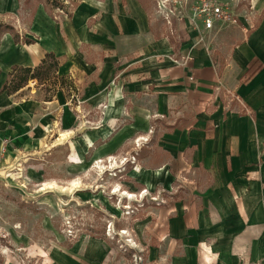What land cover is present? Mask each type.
Returning <instances> with one entry per match:
<instances>
[{"label": "crops", "instance_id": "obj_1", "mask_svg": "<svg viewBox=\"0 0 264 264\" xmlns=\"http://www.w3.org/2000/svg\"><path fill=\"white\" fill-rule=\"evenodd\" d=\"M256 1L249 20L243 17L201 46H195L197 34L186 30L176 48L156 38L140 0H81L65 27L52 26L40 5L27 62L8 61L10 72L15 65L36 67L54 53L58 75L76 83L96 78L86 101L111 118L126 108V93L135 122L112 135L115 120L107 121L93 137L94 144L104 142L95 158H115L124 142L137 143L152 132L151 121H166L161 147L167 158L155 172L145 170L149 189L156 179L163 182L147 191L150 197L168 193L174 199L173 184L187 178L183 171L203 169L211 180L203 192L191 185L184 188L191 197L159 209L160 240L198 245L175 254L173 264H264V0ZM24 2L0 0V13L16 15ZM21 93L0 95V139L11 146L38 131L42 115L39 102L25 101ZM197 211L203 234L195 235Z\"/></svg>", "mask_w": 264, "mask_h": 264}, {"label": "rangeland", "instance_id": "obj_2", "mask_svg": "<svg viewBox=\"0 0 264 264\" xmlns=\"http://www.w3.org/2000/svg\"><path fill=\"white\" fill-rule=\"evenodd\" d=\"M60 1L72 9L81 0ZM143 1L156 38L166 39L176 48L179 35L194 28V13L206 0ZM217 1L228 4L241 18L253 17L258 8L256 0ZM22 5L16 15L0 13V21L13 26L20 39L16 47L10 34L2 41L0 86L9 72L8 61L27 62V52L35 43L33 23L40 5ZM50 21L54 27H65L66 16L57 15ZM25 39L33 43L25 45ZM10 52L16 56L9 55ZM74 82L76 92L67 82L65 85L54 79L49 83L53 89L50 92L48 85L34 81L21 91L19 97L25 101L39 102L42 115L35 122L38 131H33L23 145L12 144L10 153L0 164V264H173L175 254L189 248L196 251V243L160 240L157 223L159 209L168 206L164 202L176 203L192 196L184 188L193 185L200 193L206 189L211 183L206 172L183 171L187 178H179L181 183L173 184L172 194L177 190L174 199L168 193L160 200L151 198L147 191L162 188L163 182L156 179L155 187L149 189L144 181L148 174L145 170L155 172L167 158L161 147L166 121H151L152 132L147 131L145 138L140 136L137 143L133 142L135 138L124 142L115 158H95L97 149L104 144L102 140L94 144L96 132L112 119L115 120L109 132L112 135L134 124L135 115L130 114L133 104L124 92L122 102L126 108H119V114L111 118L104 108H94L86 101V92L97 82L96 78ZM49 99L52 104L46 102ZM146 143L143 148L142 144ZM74 182L80 185L70 190ZM48 183L66 187L67 191H42ZM117 189L129 191L134 197L125 198ZM198 215L197 211L196 226L191 228L195 235L203 234L197 226Z\"/></svg>", "mask_w": 264, "mask_h": 264}, {"label": "trees", "instance_id": "obj_3", "mask_svg": "<svg viewBox=\"0 0 264 264\" xmlns=\"http://www.w3.org/2000/svg\"><path fill=\"white\" fill-rule=\"evenodd\" d=\"M144 7L145 3L143 0H140ZM26 6H31L32 3H37L43 5L46 13L55 20L57 15H65L69 18L72 17L73 10L77 6L78 2L74 4L72 9H69L64 3L60 0H25ZM147 9V8H146ZM57 12L59 14H57ZM56 14V15H55ZM6 34L13 36L15 44H20L19 36L14 33L13 26L6 24L0 21V47L3 37ZM33 42L31 40L25 39V45H31ZM60 67L59 59L55 56L54 53H47L45 57L41 60L40 64L36 67H24L15 65L11 68L10 72L7 75V79L0 89L1 94H7L8 96H13L22 90H24L30 82H39L43 86H47V91L53 90L49 83L51 79H54L58 82H62L66 85L68 83L70 89L73 92L77 91L76 84L71 77L58 76V70ZM1 75V72H0ZM57 88L56 84L54 85ZM51 99L46 100L50 102Z\"/></svg>", "mask_w": 264, "mask_h": 264}, {"label": "built area", "instance_id": "obj_4", "mask_svg": "<svg viewBox=\"0 0 264 264\" xmlns=\"http://www.w3.org/2000/svg\"><path fill=\"white\" fill-rule=\"evenodd\" d=\"M194 18L195 26L192 30L197 34L195 46L206 45L214 34L221 32L223 28L240 25L242 19L228 4L219 3L217 0L204 1L194 13ZM245 19L249 20V17ZM10 146L9 139H0V164L10 153ZM99 163L102 164V161Z\"/></svg>", "mask_w": 264, "mask_h": 264}, {"label": "bare ground", "instance_id": "obj_5", "mask_svg": "<svg viewBox=\"0 0 264 264\" xmlns=\"http://www.w3.org/2000/svg\"><path fill=\"white\" fill-rule=\"evenodd\" d=\"M113 167V166H112ZM79 185H80V183L79 182H74V183H72V185H71V188H69L70 190H72V189H76L77 187H79ZM55 189H57V190H61V191H63V192H66L67 191V189H66V187H61V186H59V185H57V184H55V183H48V184H44L43 185V188H42V191H46V190H55ZM117 192H119L123 197H125V198H133L134 196L132 195V194H130V193H127V192H122L121 190H116Z\"/></svg>", "mask_w": 264, "mask_h": 264}]
</instances>
